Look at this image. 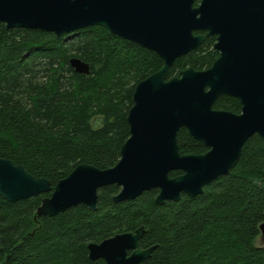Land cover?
<instances>
[{
	"label": "trees",
	"instance_id": "obj_1",
	"mask_svg": "<svg viewBox=\"0 0 264 264\" xmlns=\"http://www.w3.org/2000/svg\"><path fill=\"white\" fill-rule=\"evenodd\" d=\"M213 43L208 39L178 59L168 80L189 68L209 69L218 58ZM0 45V159L49 180L53 190L81 164L116 166L130 137L127 116L136 85L158 72L163 60L100 26L57 38L0 23ZM72 58L89 64L90 74L76 73ZM215 108L239 112L241 104L223 96ZM178 143L182 155L208 152L186 129ZM120 191L117 185L101 188L95 212L79 205L37 220L42 200L52 192L14 203L0 197V264H104L89 258L88 245L142 226V248L156 246L144 264H264V246L257 244L264 224L259 135L244 145L236 168L199 196L159 205L154 189L114 203Z\"/></svg>",
	"mask_w": 264,
	"mask_h": 264
},
{
	"label": "water",
	"instance_id": "obj_2",
	"mask_svg": "<svg viewBox=\"0 0 264 264\" xmlns=\"http://www.w3.org/2000/svg\"><path fill=\"white\" fill-rule=\"evenodd\" d=\"M0 0V23L8 30H40L61 38L100 26L114 35L156 53L163 67L136 85L127 123L130 137L116 166L101 170L88 164L52 188L24 166L0 159V197L18 202L43 194L35 219L55 217L77 207L98 210L101 188H121L114 203L136 200L157 189L156 203L196 197L241 160L254 135L264 138V0ZM204 30V36L194 31ZM217 36L219 58L204 71L189 68L168 80L181 57L196 51L207 37ZM1 55V45H0ZM78 74L90 66L70 60ZM226 95L242 105L241 114L217 111ZM186 129L209 150L182 155L178 134ZM175 171L181 175L171 177ZM264 238V224L260 226ZM145 227L88 245L89 258L104 264H144L156 246L143 249Z\"/></svg>",
	"mask_w": 264,
	"mask_h": 264
},
{
	"label": "flooded vegetation",
	"instance_id": "obj_3",
	"mask_svg": "<svg viewBox=\"0 0 264 264\" xmlns=\"http://www.w3.org/2000/svg\"><path fill=\"white\" fill-rule=\"evenodd\" d=\"M200 0H196L195 1V3H194V7H198L199 5H200ZM108 31V30H107ZM110 34H112L113 36H115V37H117V38H120V37H118V36H116V35H114L112 32H110V31H108ZM208 32L207 31H204V30H198V31H194V35H196V36H204V35H206ZM120 39H122V38H120ZM208 39H212L213 40V46H212V48H211V50L212 51H214L215 53H216V55L218 54V58H219V56H220V52L219 51H217L216 49H215V44L217 43V36H211V37H207L206 38V40L204 41V43L208 40ZM130 42V41H129ZM132 43V42H131ZM203 43V44H204ZM203 44L201 45V46H203ZM137 45V44H136ZM200 46V47H201ZM199 47V48H200ZM198 50V49H197ZM218 58H216V60L218 59ZM215 60V61H216ZM214 61V62H215ZM214 64V63H213ZM212 64V65H213ZM212 67V66H211ZM223 96H226V95H223ZM223 96H221V97H223ZM229 97V96H228ZM220 98V97H219ZM218 98V99H219ZM233 98V97H232ZM236 99V98H235ZM238 100V99H237ZM218 101V100H217ZM216 101V102H217ZM239 101V100H238ZM240 102V101H239ZM241 104V103H240ZM215 105H216V103L214 104V109L215 110H217V111H229V112H232V113H234V114H241V112H242V105H241V109H240V111L239 112H234L232 109H228V108H215ZM209 150V149H208Z\"/></svg>",
	"mask_w": 264,
	"mask_h": 264
},
{
	"label": "rangeland",
	"instance_id": "obj_4",
	"mask_svg": "<svg viewBox=\"0 0 264 264\" xmlns=\"http://www.w3.org/2000/svg\"><path fill=\"white\" fill-rule=\"evenodd\" d=\"M71 35H73V34H71ZM72 37H74V36H71L70 38H72ZM257 244H258L259 246H264V238H263V236H261V237L258 239Z\"/></svg>",
	"mask_w": 264,
	"mask_h": 264
}]
</instances>
